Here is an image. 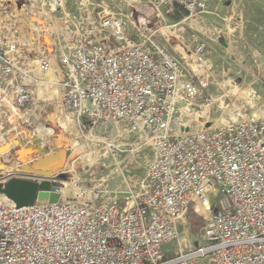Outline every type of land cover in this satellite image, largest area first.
Wrapping results in <instances>:
<instances>
[{"label": "built area", "instance_id": "obj_1", "mask_svg": "<svg viewBox=\"0 0 264 264\" xmlns=\"http://www.w3.org/2000/svg\"><path fill=\"white\" fill-rule=\"evenodd\" d=\"M141 2L152 15L131 28L101 0L84 35L57 38L52 51L38 41L34 61L0 35V102L22 112L37 85L32 62L57 66L85 174L110 171L73 201L19 208L3 195L0 264H264V111L194 130L198 102L213 104L201 80L210 38L182 62L158 32L166 16L198 18L213 0Z\"/></svg>", "mask_w": 264, "mask_h": 264}, {"label": "rangeland", "instance_id": "obj_2", "mask_svg": "<svg viewBox=\"0 0 264 264\" xmlns=\"http://www.w3.org/2000/svg\"><path fill=\"white\" fill-rule=\"evenodd\" d=\"M6 1L2 2L0 0V35L15 39L26 50V56L30 61H34L38 53V41L41 46L45 45L44 47H48L46 45H49L52 51L51 44L53 40L60 38L62 43H65V39L69 37L79 38L84 35L88 26V11L91 15H97L101 3V0H57L59 4H53V0ZM105 1L109 5L108 11L128 21V25L131 28L135 20L140 19L143 21L145 15H152L150 10L145 14L137 9L136 5L138 4L136 2H141L142 0ZM256 1L213 0L206 13L200 14L198 18L185 17L184 15L186 14L182 12L170 17L166 16L165 20L161 21L162 24L158 25L160 27L158 32L162 35L160 37L165 36L166 33H174V35L164 37H167L169 42L164 39L160 40L166 44L169 52L182 62L185 60L186 55H183L181 47L177 46V43L182 42L184 47L193 52L195 51L196 42L203 39V34H207L210 38L207 39L209 50L206 53V59L209 63L207 64V72L201 77V80L203 82L204 98L212 99L213 104L209 107L208 114L202 115L204 107L210 103L203 99L198 102L199 106L196 107V115L192 118L195 122L191 121V123L194 122L192 123L194 130L202 128V124L196 119L202 122L209 121L212 126H217L233 119L243 116L251 117L255 113L264 111V0ZM31 7L32 9L27 11L29 15L21 13ZM39 8H45L47 15H36L35 17L34 14H37ZM131 12L133 15H130ZM128 17L130 18L129 20ZM258 20L260 22H256ZM36 21H39V23L44 22L43 24L48 29L47 32L39 34L38 26L32 25ZM157 21L159 22L160 20L157 19ZM183 23L189 26H185ZM153 24L148 28L150 29ZM163 28H168V30H162ZM184 28L186 32L182 33ZM175 29L178 31L175 32ZM218 33H221L220 39ZM170 36L172 37L170 38ZM41 50L44 49L42 48ZM54 73L58 76L55 69ZM33 75L37 85H42V81L49 77L48 73H40L37 67L34 69ZM230 82L235 84L240 94H243L242 97L231 92ZM37 85L33 88L34 100L22 111L23 114L29 113L25 118H18L15 115L16 113L13 114L11 106L7 107L0 102V123L5 124L4 127L10 125L14 128L16 127L18 134H20L19 141L20 139H28L29 133L35 134V128L32 129L35 121L37 126L43 124L48 131H51L56 136L49 139V144L55 140L53 149L47 145L46 147L48 148L36 149L30 156L24 151L18 157L19 160L36 158L46 152L59 150L66 145L71 149L73 147L71 145L73 138L78 140L75 138L76 136L64 135L63 128L65 124L62 123V118L60 117L61 109L58 104L51 105L41 102L40 106H35L36 103L40 102L37 95L39 90ZM245 94H252L251 99H248L247 95L245 97ZM250 100L253 101L254 105L249 103ZM35 109H37V114L41 113L43 115L42 119L37 117L39 124L35 116ZM33 110L34 113L32 112ZM201 115L203 116L202 119L199 118ZM45 119L47 124H45ZM70 119L72 118L70 117ZM188 121L189 119H184L185 123ZM187 130L184 129V132ZM16 133L15 131L12 134ZM79 141L81 143V145L79 144L80 146H85L80 139ZM14 142L10 141L9 143L14 144ZM16 146L17 144H14V150ZM84 151L81 148L79 153H76L75 156L73 155L68 160L67 170H71L72 175L58 178L56 185L59 192L63 187L61 181H68L65 186L68 189L69 185L73 183L71 179L75 177L76 181H79L78 187L80 188V186H86L89 183L99 184L102 182L103 174L104 178L109 175L110 171L107 168H104V171L101 169L97 170L94 175H91L92 171L85 174L88 168L84 171V155L86 154ZM10 157L12 158L13 155L10 154ZM13 159V162L10 159L5 161L8 163H4L7 165H9V162L14 163L16 157H13ZM111 179L114 186L120 184L121 179L117 175L111 176ZM70 180L71 182H69ZM76 193L72 190L68 191L67 195L69 198H75L77 197ZM65 195V193L61 194L63 200H65ZM199 217L202 218L203 216L192 215L193 233H198L200 230L201 220Z\"/></svg>", "mask_w": 264, "mask_h": 264}, {"label": "water", "instance_id": "obj_3", "mask_svg": "<svg viewBox=\"0 0 264 264\" xmlns=\"http://www.w3.org/2000/svg\"><path fill=\"white\" fill-rule=\"evenodd\" d=\"M13 128L12 125L7 126L1 134ZM15 144L16 151L19 152L24 147L25 152L30 153L40 148L41 140L29 133L27 141ZM65 147L28 160L16 157L15 162L18 161L19 165L13 164L11 167L4 163L1 156L12 150V143L0 147V194L15 200L19 208L32 207L44 200L57 203L61 194L56 183L58 178L64 177L60 174L65 169L68 155Z\"/></svg>", "mask_w": 264, "mask_h": 264}, {"label": "bare ground", "instance_id": "obj_4", "mask_svg": "<svg viewBox=\"0 0 264 264\" xmlns=\"http://www.w3.org/2000/svg\"><path fill=\"white\" fill-rule=\"evenodd\" d=\"M20 1H23V0H15V2H20ZM35 1V0H34ZM33 1V2H34ZM2 2H7L6 0H2ZM52 3L53 4H56V2H54V1H52ZM138 5H136V7H137V9H139V11H143V13H145L146 14V12L148 11V10H151V7H145V6H141V2L140 1H137L136 2ZM32 9V7L31 8H29V9H25L24 11H22L21 13H24V15H29V13L27 12L28 10H31ZM32 12V11H31ZM154 14L155 15H157V13L156 12H154ZM36 15H47V11H46V9L45 8H39L38 9V11H37V14H34V16L36 17ZM39 16H37V17H39ZM43 17V16H42ZM156 18H157V16H155ZM38 19V18H37ZM196 21V20H195ZM197 22V21H196ZM44 23V22H43ZM43 23H39V21H36V23L35 24H32V25H36V26H38V30H39V34H41V33H44V32H47V30L48 29H46V27H45V25L43 24ZM200 26V25H199ZM196 28H197V26H196ZM202 29H203V27H202ZM162 30H165V31H167L168 30V28H163ZM164 35V34H163ZM167 35H174V33H166L165 34V36H167ZM178 37V36H177ZM169 38V37H168ZM179 39H180V37H179ZM182 39V38H181ZM46 40V39H45ZM48 47H49V45H47ZM177 46H180L181 47V52L183 53V55H186L187 56V54H189V53H191V51L189 50V49H187L186 47H184L183 46V44H182V42H179V43H177ZM183 49V50H182ZM176 50H178L177 48H176ZM37 68H38V62L37 61H35V62H32ZM54 69L55 70H57V66H54V67H52V69L48 72V76L49 77H46L47 79H45V80H43L42 81V85L41 84H38L37 85V88L39 89L38 90V100L40 101L39 103H36L35 104V106H40V104H41V102L42 103H49V104H51V105H55V104H58L60 107V109H61V118H62V123L63 124H65V126H64V128H63V130H64V135H68V136H71V137H75L76 139H78V135H79V132H78V130H77V128L75 127V124H74V122H73V120L72 119H70V116L68 115V113H67V107H66V104H65V101H64V99H63V97H62V91H61V88L59 87V78L60 77H58L55 73H54ZM38 70H39V68H38ZM39 72H40V70H39ZM40 73H42V72H40ZM45 74H47V73H45ZM58 74V73H57ZM229 85H230V87H231V92L232 93H234V94H238V95H241L240 94V92H239V90L236 88V86H235V84L234 83H232V82H230L229 83ZM47 91V92H46ZM0 94H2V89H0ZM237 95V96H238ZM246 95H247V97H248V99H251V97H252V94L251 95H248V94H245V97H246ZM243 96V94L240 96V97H242ZM244 97V98H245ZM249 103L250 104H253V101H249ZM254 105V104H253ZM11 108V110H12V112H13V114H15L18 118L20 117V118H25L29 113H26V114H23V112H19V111H17L16 110V108L15 107H10ZM252 108V107H251ZM36 110V114H35V116H36V119H37V117H38V119H42V117H43V115L41 114V113H39V114H37V109H35ZM204 111H203V113H202V115L204 114H206L207 112H209V110H210V108H209V106H206V107H204V109H203ZM191 112L193 111V109H191L190 110ZM33 113H34V110L32 111ZM208 114V113H207ZM200 115V114H199ZM199 116V118L200 119H202L203 118V116ZM45 118V117H44ZM37 119V121H38V124H39V120ZM206 119V118H205ZM204 119V120H205ZM24 120V119H23ZM46 120V119H45ZM234 120V119H233ZM196 121H198V122H200L202 125L204 124V123H209V121L208 122H202V121H199V120H197L196 119ZM206 121V120H205ZM44 122V121H43ZM37 123H36V121H35V123L33 124V126H32V129H34L35 128V130H34V132H35V134H33L34 135V137L36 138V139H40L41 140V146H40V148L41 149H44V148H48V147H46L47 145L48 146H50V148L51 149H53L54 147H55V140H53V142L52 143H50L49 144V139L50 138H54V137H56L55 135H54V133H52L51 131H48L45 127H44V125L42 124L41 126H37L36 125ZM45 124H47V120H46V123ZM5 124H2V123H0V147H2V146H4V145H6L7 143H9L10 141H15L14 142V144L15 143H21L22 141H27V139H20V141H19V135L20 134H18L19 132L17 131V128L15 127V128H13L12 130H7L4 134H1L2 133V131L3 130H5ZM47 126V125H46ZM17 132L16 134H12V133H14V132ZM78 133V134H77ZM58 137V136H57ZM31 143H32V141H31ZM14 144H12V150L11 151H9V152H7V153H5V154H3L2 156H1V159H3V161L5 162V161H9L10 159H12V162H13V157H19V156H21V153L22 152H24L25 150H24V147H22L23 149L22 150H20L19 152L18 151H16V149L14 150ZM78 144V145H77ZM71 145L73 146V147H71V149H70V147H65V148H67V149H65L66 151H67V161H66V166H65V169H64V171L60 174V175H62V176H70V175H72V174H70V172H68L67 171V163H68V160L70 159V157H73V155L75 156V154L76 153H79V150H81V148H80V145H79V143H78V140H75L74 138H73V141H72V143H71ZM72 152V153H71ZM52 153H54V151H52ZM10 154L11 155H13V157L11 158L10 157ZM15 155V156H14ZM12 162H9V165H10V167L13 165V164H15L16 166H18L19 165V162L18 161H16V162H14V163H12ZM5 163H8V162H5ZM71 171V170H70ZM72 172V171H71ZM71 180H73V183H71L70 185H69V188L67 189L65 186L67 185V183H68V181L67 182H64V181H61V185L63 186L62 187V190L60 191V194H66L65 195V200H74L75 198H69L68 197V195H67V192L68 191H75V193L76 192H78L79 191V187L76 185V178L74 177L73 179H71ZM71 180L69 181V182H71ZM64 188V189H63ZM77 194V193H76ZM2 200H6V197L5 196H2L1 194H0V201H2ZM41 203L43 202V201H40ZM193 214V213H192ZM202 214H204L203 212H199L197 215H199V216H203ZM197 215H193V216H197Z\"/></svg>", "mask_w": 264, "mask_h": 264}, {"label": "crops", "instance_id": "obj_5", "mask_svg": "<svg viewBox=\"0 0 264 264\" xmlns=\"http://www.w3.org/2000/svg\"><path fill=\"white\" fill-rule=\"evenodd\" d=\"M256 1V0H255ZM256 2H260V0H257ZM256 22H260L259 20L258 21H256ZM59 77V76H58ZM59 80H60V78H59Z\"/></svg>", "mask_w": 264, "mask_h": 264}, {"label": "flooded vegetation", "instance_id": "obj_6", "mask_svg": "<svg viewBox=\"0 0 264 264\" xmlns=\"http://www.w3.org/2000/svg\"><path fill=\"white\" fill-rule=\"evenodd\" d=\"M32 153H34V150H32L30 153H28V155H31Z\"/></svg>", "mask_w": 264, "mask_h": 264}]
</instances>
